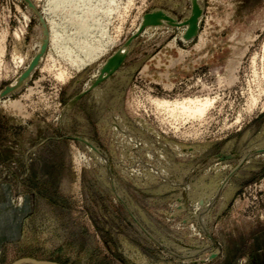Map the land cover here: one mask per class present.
<instances>
[{"label": "rangeland", "instance_id": "374dc122", "mask_svg": "<svg viewBox=\"0 0 264 264\" xmlns=\"http://www.w3.org/2000/svg\"><path fill=\"white\" fill-rule=\"evenodd\" d=\"M1 207L0 264H264V0H0Z\"/></svg>", "mask_w": 264, "mask_h": 264}, {"label": "bare ground", "instance_id": "6f19581e", "mask_svg": "<svg viewBox=\"0 0 264 264\" xmlns=\"http://www.w3.org/2000/svg\"><path fill=\"white\" fill-rule=\"evenodd\" d=\"M194 3H195V2H194ZM81 11H82V10H81ZM192 14H195L197 17H199L200 14H201V11L199 10V8H198V6H197L196 4H195L194 12H193ZM82 15H83V14H82ZM78 16H79V15H78ZM83 16H84V15H83ZM83 19H84V18H83ZM171 21H172V20H171ZM162 22H164V21H162ZM165 22H167V21H165ZM167 23H169V22H167ZM170 23H172V22H170ZM173 24H174V23H173ZM89 26H90V25H89ZM187 26H188V25H187ZM191 26H192V27H195V29H196L195 22L192 23ZM95 29H96V28H95ZM87 30H88V29H87ZM89 49L92 50V48H88V51H91V50H89ZM15 57H16V56H15ZM73 63H74V61H73ZM22 82H23V81L18 82V83H19L18 85L20 86V84H21ZM9 90H11V89H9ZM205 102H208V101H205ZM162 103H163V102H162ZM164 103H165V102H164ZM156 104L158 105L159 103H156ZM160 104H161V102H160ZM160 104H159L158 106H161ZM167 104H168V103H166V105H167ZM207 104H208V103H206V104L204 103V105L202 106V108H196L195 112L201 114V113L203 112V109H204L203 107H205ZM166 105L163 104L162 106H163V107H166ZM167 106L170 107L171 105L168 104ZM169 107H167V108L169 109ZM174 107H176V105H175ZM180 107L182 108V106H180ZM161 108H162V107H161ZM177 108H178V106H177ZM164 109H165V108H164ZM183 109H184V108H183ZM184 110H187V109H184ZM195 112H194V113H195ZM89 147H90V150L93 151V153H95L96 156H95V155H94V156L97 157L96 150H95L92 146H89Z\"/></svg>", "mask_w": 264, "mask_h": 264}, {"label": "crops", "instance_id": "0c3cea01", "mask_svg": "<svg viewBox=\"0 0 264 264\" xmlns=\"http://www.w3.org/2000/svg\"><path fill=\"white\" fill-rule=\"evenodd\" d=\"M0 209H2V210H3V209H5V208H2V207H1ZM17 210H18V209H17ZM0 215H1V213H0Z\"/></svg>", "mask_w": 264, "mask_h": 264}]
</instances>
